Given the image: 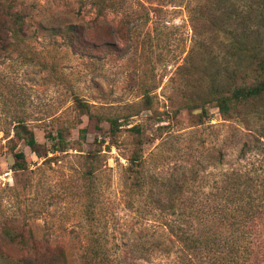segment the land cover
<instances>
[{
	"label": "rangeland",
	"instance_id": "1",
	"mask_svg": "<svg viewBox=\"0 0 264 264\" xmlns=\"http://www.w3.org/2000/svg\"><path fill=\"white\" fill-rule=\"evenodd\" d=\"M71 24L87 27L83 53L64 42ZM123 25L125 39L113 33ZM217 26L264 52V0H0V264L44 248L56 264L62 250L66 264L166 263L159 242L174 216L156 207L206 193L250 138L208 99L235 65ZM19 124L42 158L15 136ZM59 134L74 148L53 153ZM132 152L141 189L126 171Z\"/></svg>",
	"mask_w": 264,
	"mask_h": 264
},
{
	"label": "trees",
	"instance_id": "2",
	"mask_svg": "<svg viewBox=\"0 0 264 264\" xmlns=\"http://www.w3.org/2000/svg\"><path fill=\"white\" fill-rule=\"evenodd\" d=\"M224 29L217 26L214 32L227 34ZM113 33L125 39L130 35L131 28L123 25ZM229 33V37L225 36L224 48L235 65L229 69L226 67L220 74L224 78L221 79L222 83L219 84L218 77L212 78L207 95L221 119L224 122L235 119L240 127L249 132L250 138L240 142L234 163H222L225 166L214 168L216 171L209 174L206 193L182 203L170 197L162 208L156 207V210L170 211L174 216L165 225L159 242L161 253L166 258L165 264H264V52L258 44L250 43L247 36L238 38L233 32ZM86 34L87 27L83 24H71L66 26L63 39L75 54H80L87 44ZM12 37H18L15 31ZM104 45L109 47L110 44ZM79 107L82 112L89 113L86 105ZM254 121L256 126L252 127ZM116 124V120L111 121L110 140L115 147L119 145L115 136ZM253 129L256 133H253ZM130 131L134 135L141 134L138 126ZM84 133L85 130L81 129L82 139ZM15 136L23 140L38 158L43 157L40 145L26 125L15 126ZM48 138L54 141L51 148L53 153H64L74 148L61 134ZM140 144L141 140L137 139L133 146L137 148ZM15 156L23 158L21 153ZM125 159L126 171L132 176L135 174L133 177L141 189L143 178L138 168L142 156L132 152ZM85 167L83 177L90 179L93 176L92 164L87 162ZM181 189L182 186H174L180 195L184 193ZM160 192L167 194L166 190ZM144 246L153 247V242L147 239ZM140 259L149 261L143 256ZM56 262L48 248L14 261L15 264ZM60 264H66L63 250Z\"/></svg>",
	"mask_w": 264,
	"mask_h": 264
}]
</instances>
